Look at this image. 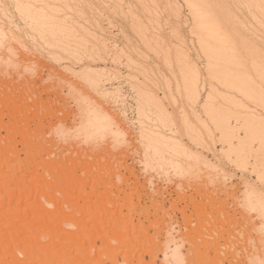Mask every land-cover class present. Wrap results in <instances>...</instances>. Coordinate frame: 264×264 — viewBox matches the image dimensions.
Listing matches in <instances>:
<instances>
[{"label":"rangeland","instance_id":"1","mask_svg":"<svg viewBox=\"0 0 264 264\" xmlns=\"http://www.w3.org/2000/svg\"><path fill=\"white\" fill-rule=\"evenodd\" d=\"M16 1L0 0V104L9 101L0 106V124L14 127L22 159L33 145L23 144L27 134L40 142L42 159L62 160L85 197L119 193L115 206H100L117 219L107 236L118 262L264 264V210L254 203L255 193L264 195V0ZM28 2L32 9L24 8ZM24 10H34L31 18ZM32 16L48 22L41 21L45 34ZM87 69H97V88L85 84ZM86 97L111 114L125 138L75 137ZM47 139L57 145L54 154ZM123 222L135 225L130 237ZM178 246L179 258L165 260ZM102 253L98 238L93 255L112 264Z\"/></svg>","mask_w":264,"mask_h":264},{"label":"bare ground","instance_id":"2","mask_svg":"<svg viewBox=\"0 0 264 264\" xmlns=\"http://www.w3.org/2000/svg\"><path fill=\"white\" fill-rule=\"evenodd\" d=\"M24 1H27V0H24ZM56 1L53 0V2H56ZM17 2L18 0L16 1V3ZM21 2L22 1H20V3ZM31 2L32 3L37 2V0L36 1L32 0ZM43 3L45 7V2L43 1ZM61 3H62V0H61ZM21 4L23 5V3ZM30 4L31 3L28 2L27 7H24V8L32 9L31 7L32 4L31 5ZM36 4L37 3H34V6L37 7L38 4L37 5ZM188 4L189 3H187V5ZM191 4H192L191 6L193 7V9L198 8V6H193V3ZM22 5H20L19 7H22L23 9V6H26V4L23 6ZM49 5L51 4L49 3ZM188 6H190V4ZM37 8L35 9V15L39 18L40 16L39 13L41 14L42 12H39V9ZM46 8H48L50 12H54L57 9V7L56 9L54 7L55 10L53 9L54 10L53 11L52 9L50 10L51 8L50 6ZM19 10L21 9L19 8ZM32 11L31 12L34 13V10ZM42 11H44V8ZM56 11H55V14H57ZM25 12L26 10H24L23 13ZM31 12L29 13V16L30 14H32ZM45 12L46 10L44 11L43 16L47 17L49 14H46ZM196 14L198 16V13ZM32 17L33 19H30L31 16L29 18L30 24H32V22L33 23L39 22L38 25L34 23L37 26L36 28L34 27V29L38 30V26H42V28L39 27L40 29L38 31H40L41 34L44 33L42 32V29L45 28L46 26L44 24L48 22L43 21L42 17H40L41 20H37V17L36 18H34V16ZM48 17H47V20L48 19L50 20V18ZM26 19H28L27 16H26ZM52 20H53V17H52ZM54 21L56 22V19ZM61 21L60 23H65L64 21L62 22ZM74 21L76 22V20ZM207 23L209 24L211 23L212 24V25L210 24L211 26H213L214 24L212 22H207ZM65 25H70V24H65ZM60 27H63V26L61 25ZM65 28L66 29H64V31L68 32L66 31L67 30L66 26ZM217 28H220V27H217ZM60 29L61 28L57 26V30H59L60 31L59 33H61L62 35L63 31L61 32ZM69 29H71L72 31V27L70 28L69 26L68 30ZM3 35L5 36V32L0 26V48L3 45V41H4L3 39H5ZM38 35H40V33ZM42 36L43 35H41V37ZM65 36L64 38H66ZM59 39L60 38H58V40ZM65 40L66 39H64L61 42H64ZM65 44L64 46L66 47ZM63 50H65V48H63ZM8 59L7 61L10 60ZM0 61H2L1 56H0ZM82 74L83 76H85L84 78L86 79L85 84H87V80H89L90 82L92 81L93 83L95 80L96 82L97 81L99 82V79H97L99 76L97 69H87ZM78 76H79V72H78L77 78ZM85 79H83L82 81L85 82ZM98 82L97 84H99ZM96 85H93V88ZM82 95L83 94H81V96ZM79 96H80V93H79ZM86 98H82V102L85 104V106L81 108L82 110V112H80L81 121L78 124H75V128H74L75 133H76V135L74 134L75 137L78 138V136L81 135L85 139L96 138V140H98L99 135H101L102 137V135H104L105 133H109V134L112 133V134H119L120 136L123 135L122 137L125 138V135L122 133L121 128L119 127L117 128V124H115V122L113 121L111 114H109L108 112L100 108L89 98L87 99ZM5 101H4L5 103L9 104L8 100H5ZM8 104H6V108L7 106H9ZM2 105L0 104L1 107ZM15 107H17V104ZM1 124H0V127H2L3 125ZM4 127H6V130H8L9 128V127L7 128V126H4ZM13 128L14 127L12 126V130ZM42 129L43 127L40 130ZM12 130H10L11 132H9L8 130L9 132L8 138H5V139L0 138V142L4 141L5 145H7V146H4L2 144L0 145V264H98L100 260L99 258L100 255L98 256L93 255L95 244L98 238H101L102 240V249L104 250V253H102V255H106L112 264H120L117 258L118 251L111 248V242H109V239L107 236L108 233L111 232V230L113 229V226L117 224V219L111 215L112 211H110L109 209H106V207L104 208L100 207L101 204L103 203H105V205L115 206L116 203L113 201L116 198H120L119 193L114 196V194H112V191L111 193L108 191L103 192V194H100L99 196H97L96 200H92L90 196L85 197L86 192H81L80 190L75 191V187H77L75 185L76 184L78 185V182L80 180L78 181L77 177L73 178L72 177L73 174L69 175V172L67 173V166L64 165L63 161L62 160L55 161L54 159L53 162H50L51 160H48L47 162L46 160L42 159L40 142L38 140H32L31 138L30 139L27 138L28 136L27 134L23 136V140H24L23 144L24 145L33 144V145L31 146L32 148L30 150L25 151L24 149L25 157L22 159L21 158L22 151H20L21 149L19 150L15 146L18 144V142H16L17 144L15 143L14 145V142L16 141L14 136L17 134V132H15L16 133L15 134ZM12 132L13 134H11ZM22 132L20 131V133ZM37 132L35 133L36 136H41L43 134L42 131L41 132L39 131V134L41 135H39ZM60 132L62 133V130H60ZM20 133L18 132V134ZM155 134H157V132L153 134L154 136H157L158 134H160V132H158L157 135ZM105 136L106 134L103 137ZM159 136H160L159 138H163V140H160L159 138L155 139V144L156 142H159V140L160 142L165 141L164 135L162 133ZM43 138H46V137H43ZM53 139L51 140V143H50V140L47 139L48 140L47 142H49L48 145L50 144L51 147L48 146L49 147L48 148L47 143H45V147L48 148V150H51L52 153L54 152L53 146H55V142ZM118 139L119 137L117 138V140ZM13 140L15 141L13 142ZM6 141L8 142V144H6ZM44 142H46V140H44ZM24 145L23 147L25 148L26 146ZM96 145H98V143ZM56 146H55V149H56ZM157 146L155 145V147ZM45 147L42 148V150L45 149ZM157 149L159 148H155V150ZM157 151L159 152L160 150H157ZM186 156L189 157L186 159L191 158L190 157L191 155L189 154ZM74 167H79V166L74 164ZM40 168H42L43 173L39 171ZM86 170H89V169H86ZM89 172L92 173L93 171L91 170ZM41 174L44 176H48L50 174L48 177L51 176L50 178L52 179L49 181L46 178H41ZM97 177H98V180H100L99 179L100 177L99 176ZM97 177H96V180H97ZM94 179L95 177L92 178L93 181ZM93 183H95V181ZM78 186H80V183ZM81 187L82 185L78 188H81ZM249 194H251V191H249ZM255 194H256V199L254 203L257 202L258 204H260L264 210V195L257 194V193ZM252 195L253 194L249 196L252 197ZM100 197L103 198V201L100 200ZM74 199L83 200L84 204L83 205L77 204L76 202L73 201ZM123 199L129 202L131 207L134 206L132 203L133 202L132 195L125 193V196L123 197ZM257 205L255 206L257 207ZM175 206L176 204L173 203V207ZM69 210L70 212L72 211L73 213L67 214ZM262 214L263 213H261V215ZM107 215H109L108 218H107ZM262 217H264V214ZM140 226H141L140 228H146L144 225H140ZM122 230H125L128 237H130V235L134 234V231L136 230V228H135V225H132L131 227H129L128 222H126L124 225H122ZM170 230L175 231V228L171 227ZM263 230H264V227H263ZM170 235H172V232H170ZM114 240L117 242H121V241L123 242V240H119L117 238H114ZM172 241H174L173 238L169 242H172ZM130 247L135 250L139 248V245H130ZM180 247L181 246H178L174 249L166 251L164 253L165 260L168 261L170 257L179 258ZM220 261H223V260H220ZM137 262L139 264H146L143 257H138ZM154 262H155V259L152 258L149 264H154Z\"/></svg>","mask_w":264,"mask_h":264}]
</instances>
